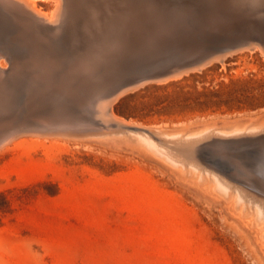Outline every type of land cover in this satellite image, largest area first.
Segmentation results:
<instances>
[{"label":"rangeland","instance_id":"obj_1","mask_svg":"<svg viewBox=\"0 0 264 264\" xmlns=\"http://www.w3.org/2000/svg\"><path fill=\"white\" fill-rule=\"evenodd\" d=\"M37 2L48 13L56 9L53 1ZM249 3L263 21L264 0ZM235 25L240 32L229 34L240 41L222 48L246 42L244 49L216 55L203 69L183 72L166 83L140 86L113 103L100 102L92 113L102 129L45 140L36 134H13L0 144V264H264V222L255 212L257 205L264 210V194L232 175L238 168L233 161L237 151L223 156L213 146L214 138L247 139L239 145L252 143L255 149L264 146L259 138L264 134V36L252 28L244 32L237 21ZM111 106L117 116L169 149L182 161L181 168L153 155L130 130L106 131ZM223 124L226 129H221ZM232 124L243 131L218 133L232 129ZM158 125L180 137L156 134L151 127ZM207 128H212L210 134L185 138L184 132ZM198 146L204 149L196 153ZM195 169L199 182L191 175ZM214 176L228 186V196L203 192L213 188ZM254 178L264 186L263 179ZM238 192L245 204L233 208ZM148 193L153 206L141 198Z\"/></svg>","mask_w":264,"mask_h":264},{"label":"bare ground","instance_id":"obj_2","mask_svg":"<svg viewBox=\"0 0 264 264\" xmlns=\"http://www.w3.org/2000/svg\"><path fill=\"white\" fill-rule=\"evenodd\" d=\"M37 1L0 0V144L13 134H36L45 140L48 136L66 138L102 129V122L92 113L94 106L100 102L113 103L126 92L148 83L163 84L179 78L183 72L189 71L181 70L184 63L198 61L190 70L203 69L207 63L198 64L199 60L211 53L212 48H222L240 41L237 40L239 36L231 37L232 33L235 35L240 32L236 21L245 29L244 32L248 33L249 28H252L254 33L264 36V20L255 17L256 9L250 6L249 0H203L204 6H199L193 0L185 5L168 3L166 0H41L55 2L56 9L52 13L40 8ZM230 20L235 21V24ZM245 46L242 45L240 49ZM138 78L145 80L141 84H129L122 88V85ZM112 108L107 115L110 126L106 131H132L138 143L177 169L182 163L178 157L168 152L169 149L156 142L144 129L133 125L134 122L117 116ZM247 122L250 124L251 120ZM214 124L210 125L214 127ZM210 125L207 123L206 127ZM146 127L159 135L176 139L180 137V134L164 132L162 125ZM183 127L179 129H185ZM190 128L185 130L190 131ZM191 129L192 132L196 130ZM210 129L194 133L190 131V134L184 132L189 135L185 134V138L200 137L205 132L209 133L207 131ZM242 129L233 125L230 130H217L223 136H233ZM256 129L251 128V131ZM171 131L176 132H167ZM39 137L38 140L42 139ZM259 138H262L260 143H264V134ZM245 140L214 138L213 146L223 156L231 150L237 151V155L231 152L232 157L233 154L235 157L233 161L238 163L237 171L232 175L245 179L264 194V186H259L254 178L257 176L264 180V146L255 149L252 143L239 145ZM202 147L198 146L196 153ZM213 157L218 158V155L214 154ZM259 157L263 160H259ZM196 172L195 169L191 175ZM178 173L180 171L176 170L175 174ZM192 177L199 182L196 174ZM214 177L212 189L202 183L207 188L203 192L211 196H228V186L219 176ZM204 180L207 182L206 178ZM194 182L196 184V179ZM239 192L233 195V208L238 205L241 207V204L243 206L244 196ZM255 212L257 218L264 222L262 206L257 205ZM245 222L253 224L252 220ZM258 230L256 235L261 237Z\"/></svg>","mask_w":264,"mask_h":264},{"label":"water","instance_id":"obj_3","mask_svg":"<svg viewBox=\"0 0 264 264\" xmlns=\"http://www.w3.org/2000/svg\"><path fill=\"white\" fill-rule=\"evenodd\" d=\"M242 45H246V44H243V43L242 44H236V45L230 46L229 48H224V49L219 48V47H216V48L214 47V48H212L214 51L205 55L201 60H199L198 64L208 63L214 56L221 55V54H223L225 52H229L231 50L240 49L242 47ZM196 62H198V61H195L194 63H190V64H188L189 62L184 63L183 65H181V70H183V71L190 70L192 65L197 64ZM136 66L138 67V65H136ZM163 75H161V76H163ZM143 80H145V79H142V78L141 79L138 78V80L135 79V80H133L134 82H128V83L122 85V88L129 86V84H137V85L141 84L143 82ZM115 95H116V92L114 93L113 96H115Z\"/></svg>","mask_w":264,"mask_h":264},{"label":"trees","instance_id":"obj_4","mask_svg":"<svg viewBox=\"0 0 264 264\" xmlns=\"http://www.w3.org/2000/svg\"><path fill=\"white\" fill-rule=\"evenodd\" d=\"M209 103V102H208ZM215 104H220V103H215ZM141 198L143 199V201L148 205V206H153L154 204V200L152 199V195L151 194H144V196H141ZM165 236H170L169 234L166 233ZM172 243L169 245V248L171 247Z\"/></svg>","mask_w":264,"mask_h":264}]
</instances>
